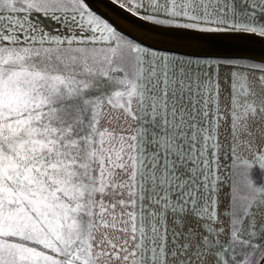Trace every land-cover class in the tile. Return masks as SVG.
<instances>
[{
	"label": "snow or ice",
	"instance_id": "1",
	"mask_svg": "<svg viewBox=\"0 0 264 264\" xmlns=\"http://www.w3.org/2000/svg\"><path fill=\"white\" fill-rule=\"evenodd\" d=\"M96 5L0 0V264H264V0Z\"/></svg>",
	"mask_w": 264,
	"mask_h": 264
},
{
	"label": "bare ground",
	"instance_id": "2",
	"mask_svg": "<svg viewBox=\"0 0 264 264\" xmlns=\"http://www.w3.org/2000/svg\"><path fill=\"white\" fill-rule=\"evenodd\" d=\"M98 5L96 7L100 11H107L104 8V0H97ZM112 15L111 13H108ZM212 46L223 47L224 50H234L238 51V53H248L251 55H256L258 57L264 56V43L259 41H233V40H218L213 42ZM214 56H222V57H232V56H239V55H220L215 54Z\"/></svg>",
	"mask_w": 264,
	"mask_h": 264
},
{
	"label": "water",
	"instance_id": "3",
	"mask_svg": "<svg viewBox=\"0 0 264 264\" xmlns=\"http://www.w3.org/2000/svg\"><path fill=\"white\" fill-rule=\"evenodd\" d=\"M98 3V2H97ZM227 39H222V41H225ZM213 43L206 45L202 51L207 52L211 55H215V54H220V55H251L248 53H238V51H234V50H224L223 47H217V46H212ZM251 56H256V55H251ZM258 57V56H256Z\"/></svg>",
	"mask_w": 264,
	"mask_h": 264
},
{
	"label": "crops",
	"instance_id": "4",
	"mask_svg": "<svg viewBox=\"0 0 264 264\" xmlns=\"http://www.w3.org/2000/svg\"><path fill=\"white\" fill-rule=\"evenodd\" d=\"M219 57H222V56H219Z\"/></svg>",
	"mask_w": 264,
	"mask_h": 264
}]
</instances>
